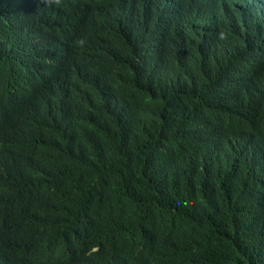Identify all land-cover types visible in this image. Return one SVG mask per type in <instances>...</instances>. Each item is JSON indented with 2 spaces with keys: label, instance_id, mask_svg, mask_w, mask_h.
Segmentation results:
<instances>
[{
  "label": "trees",
  "instance_id": "16d2710c",
  "mask_svg": "<svg viewBox=\"0 0 264 264\" xmlns=\"http://www.w3.org/2000/svg\"><path fill=\"white\" fill-rule=\"evenodd\" d=\"M76 1L0 0V235L59 264L81 239L96 264H264V0Z\"/></svg>",
  "mask_w": 264,
  "mask_h": 264
},
{
  "label": "clouds",
  "instance_id": "9594fccd",
  "mask_svg": "<svg viewBox=\"0 0 264 264\" xmlns=\"http://www.w3.org/2000/svg\"><path fill=\"white\" fill-rule=\"evenodd\" d=\"M212 0H201L200 5L202 9L206 10ZM46 6L52 7L51 16L56 21H64L73 17L78 11V3L76 0H41ZM264 31V30H263ZM223 38V36H221ZM74 43L77 46H83L85 41L83 38H77ZM258 61L262 62L264 59V52L258 54ZM18 116L12 111L3 109L0 110V133L7 132L8 134H15L18 129ZM258 123V121H257ZM2 179L0 178V191H1ZM43 187H26L20 193V202L25 203L33 198ZM4 200V199H3ZM0 199V204L6 200ZM7 202V201H6ZM57 233H53L51 238ZM83 252L87 255L84 260V264H96L92 260L88 259V255L102 253V248L98 249V240L93 243H89L86 239H81ZM176 254V248L173 242H168L164 246L157 247L152 246L149 252V258L156 262L167 263L173 254ZM0 264H59L54 259L50 252V247L44 240H33L30 237L12 233L9 235H0Z\"/></svg>",
  "mask_w": 264,
  "mask_h": 264
}]
</instances>
